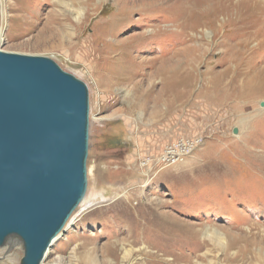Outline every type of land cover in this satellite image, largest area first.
I'll use <instances>...</instances> for the list:
<instances>
[{
	"label": "rangeland",
	"instance_id": "obj_1",
	"mask_svg": "<svg viewBox=\"0 0 264 264\" xmlns=\"http://www.w3.org/2000/svg\"><path fill=\"white\" fill-rule=\"evenodd\" d=\"M114 4V0H0V50L49 58L85 83L89 93L86 196L90 197L73 212L42 264H164L170 260L156 257L157 251L145 243L127 240L129 228L121 221L129 213L142 218L167 213L195 226L204 242L185 252L188 258L180 264H264V86L259 82L247 89L251 80L264 79V57L253 60L256 66L250 76L241 68L240 75L205 77L207 64H201L190 80L187 75L178 77L174 83L178 90L180 85L192 88L173 114L160 118L156 100L164 85L142 62L163 56L165 45L158 53H127L126 59L136 68L126 75L127 82L117 84L107 83L114 60L103 55L100 60L94 53L103 54L102 48L110 46L102 39L92 46L90 40L109 34L107 21L118 13ZM137 6L153 13L142 16L133 11L130 22L113 32L119 41L149 33L152 27L170 26L173 11L176 23L186 25L181 28L188 39L196 33L191 42L199 43L202 33L204 43L213 37L215 42H228V37L240 41L255 33L250 48L257 50L256 44L261 43L264 49V0H143ZM181 11L186 19L182 13L177 17ZM183 44L179 42L177 49ZM226 50V45L224 50H212L204 60L217 62ZM228 66L215 67V72ZM212 78L219 80L223 96L216 103L205 100L206 84L210 86ZM185 141L192 142L191 153L182 151L183 163L168 164L164 151ZM242 143L252 150L244 152L247 147ZM207 230L225 235L224 246L211 244L204 237ZM113 240H118L116 262L108 263L101 252ZM23 256L16 239L0 247V264H21Z\"/></svg>",
	"mask_w": 264,
	"mask_h": 264
},
{
	"label": "water",
	"instance_id": "obj_2",
	"mask_svg": "<svg viewBox=\"0 0 264 264\" xmlns=\"http://www.w3.org/2000/svg\"><path fill=\"white\" fill-rule=\"evenodd\" d=\"M89 114L56 62L0 50V247L18 240L21 264H42L86 195Z\"/></svg>",
	"mask_w": 264,
	"mask_h": 264
},
{
	"label": "bare ground",
	"instance_id": "obj_3",
	"mask_svg": "<svg viewBox=\"0 0 264 264\" xmlns=\"http://www.w3.org/2000/svg\"><path fill=\"white\" fill-rule=\"evenodd\" d=\"M140 1H143V0H114L115 2L114 6H115V9L118 8L117 10L118 13L111 16L109 20L107 21L108 22L107 25L111 26L109 34L107 36H104L103 38L98 36V38L96 37L94 40L92 41L90 40V42H91V45L92 44L96 45V43H99L100 40L102 39V40H105L110 45L109 48H107V50L105 47L102 48L105 51L103 54L101 53L103 51H100V52L99 50L94 51L95 55L98 54V58L100 60L102 59V55L104 59L114 60V62L112 63L113 67L112 69H110L112 73L110 74L111 76H109L108 78V82H107L108 84H111V83L117 84L120 80H121L120 83L124 81L127 82L128 76L126 75L128 74V72L129 73L132 72L133 68H136V66L134 65L135 64L134 62H130L129 60L126 59L127 53H132L133 51L139 52L140 50L147 51L149 53L150 52L158 53L165 45L164 48L165 49L167 48V50L165 54H163V56L153 57L147 61L142 62V65L147 64L153 68V70L155 71L152 73L154 75L153 76L154 80L157 81L156 79L159 78V80H161L162 84L164 85L162 89L164 91L163 94L161 96L159 95V97L157 98L158 100H156L157 102L156 104H158L157 114L161 116L160 118L166 119L169 115L173 114L174 112L173 109H175L174 107L182 104L187 99L188 95L186 93L192 88V87L189 88L186 85L185 86L180 85L179 88H181L182 90L180 89L178 90L174 84L178 82V79H179L178 77L187 75V77L190 80L191 74H198L197 68L201 64H205V65L207 64L206 72H209V73L205 72L204 73L205 77H208V74L210 73L218 74V75H222L225 73L240 75L241 68H244L246 71L244 75L250 76V74L255 70V66H256V63H253V60L257 59L260 62L262 61L264 57V49L261 43L256 44L257 50H255L254 47L250 48V43L254 41L255 38L257 37V34L255 33L248 34L249 37L242 39L240 41H237V39H235L236 37H228V42H226V40H223L222 42L221 41L215 42V37H213L212 40L211 41L209 40L207 43H204L205 36L202 33L200 36L201 40H199V43L195 41L191 42L192 39L195 38L196 33L192 32V34H190V39H188L189 34L186 35V32H183V29L181 28V26H186V25L179 24V23L178 25L176 23V20H177L176 15L173 11L170 14V18L173 17V19L169 18L170 26L168 27L166 26L162 28L152 27L149 33L146 32L143 34L133 35L127 40L119 41L115 37L113 32L115 29L116 31L117 30L119 31L120 30L119 27L122 24H126L130 22L131 14L133 13V11L140 12L142 16L150 15L153 13L151 9L144 8L146 4L144 6H137V3H139ZM183 10L184 9H182V11ZM182 11L177 15V17H179L182 13L186 19V12H182ZM141 21H143V19L138 20L137 23ZM185 23L188 26L187 21H185ZM217 35L219 34L217 33ZM181 41H182V44L184 43L183 44L184 46H182L180 49H177L176 45H178V43ZM234 42H235V46H231L232 45L231 43H234ZM212 43L214 45V48H211ZM225 45H226V48H228V50H226V52L225 51L221 52L223 54V58H221L219 61L206 62L204 60L205 56L208 55L210 51L212 50L219 51L220 49L224 50ZM226 63H229V66L224 72H220V73L215 72L216 71L215 67L223 66ZM231 66H233V68H231ZM234 82L235 81H233V83ZM259 82H261L262 86H264V79L262 80L257 79L255 81L251 80V82H248L249 86L247 89H254L253 84H259ZM209 85L210 86L206 84L208 95L205 98V100L211 103L220 102L223 99V96L219 92V85H220L219 80L213 79V82L209 83ZM234 89L235 88H233V90ZM243 89L244 87L241 89L237 88L235 89V91H242ZM176 92H178V95H181L180 99H183L182 101H178L179 98H177ZM261 93L264 94V91ZM178 102H182V103L177 104ZM163 107H164V110H162ZM183 132H185V130ZM242 145H245L243 146L244 148L247 147L246 150L244 149L245 150L244 152L248 153L252 150V148H250L248 144L242 143ZM255 145H257V142L255 143ZM175 152H181V151L178 149ZM184 161L185 159L180 160L179 162H175V163H180V162L183 163ZM175 163L172 165H175ZM172 165L167 166V167H172ZM98 195L99 194H97V196ZM85 197L83 201L80 203V205L78 206L79 208L81 207V209L85 205L86 201L89 199L90 196L85 195ZM127 200H128L127 206L131 207L130 198H128ZM135 209L136 207L133 208V210ZM68 221L70 222V219ZM121 223L126 224L124 228H129L128 230L129 232L127 231L128 232L127 240H132V242L136 244H142V245L144 243L147 244L151 249H153V251L154 250L157 251L158 256L156 257H161L162 259L171 258L170 260L165 261L164 264H180L182 261H185L188 258L185 255V252L187 251L190 252V250L192 249L191 248L192 246L194 248L196 247L200 248V244L204 242L203 240L202 241L200 240V235L198 233L199 230L196 231V229L194 228L195 226H188L184 222H181L173 218L167 213L152 214L144 218H142L138 214L131 215L129 213L122 219ZM166 229L168 230L167 231L168 234L164 233ZM200 232L202 231L200 230ZM204 237L211 244L215 246H219V247L224 246L225 241L227 240L225 238V235H223L219 231L207 230L205 231ZM117 241L118 240H113V242L111 241V242L106 243V246H104V248L102 249L101 255L103 259L105 260V262H108V263L109 262L112 263L114 261L116 262L117 248H118ZM203 246H204L203 248H205L206 243L203 244ZM201 248H202V245H201ZM178 251L179 253H177ZM243 251L244 250H242V253Z\"/></svg>",
	"mask_w": 264,
	"mask_h": 264
},
{
	"label": "built area",
	"instance_id": "obj_4",
	"mask_svg": "<svg viewBox=\"0 0 264 264\" xmlns=\"http://www.w3.org/2000/svg\"><path fill=\"white\" fill-rule=\"evenodd\" d=\"M197 144V141H194L193 144ZM192 142L191 141H185L184 143H181V144H174V147H171V148H167L164 152L167 153V156H165L164 158L167 160L166 162L168 164H173L174 162H178L180 160H182L183 158H180L182 156V154H190L191 151L189 150L190 149V146H191ZM193 148V147H191ZM180 150L181 152L179 154H176V150ZM184 151V152H182ZM183 157V156H182ZM179 158L178 161H176V159Z\"/></svg>",
	"mask_w": 264,
	"mask_h": 264
}]
</instances>
